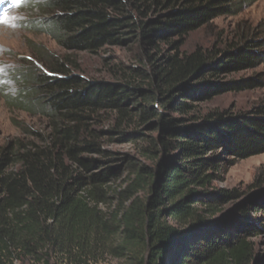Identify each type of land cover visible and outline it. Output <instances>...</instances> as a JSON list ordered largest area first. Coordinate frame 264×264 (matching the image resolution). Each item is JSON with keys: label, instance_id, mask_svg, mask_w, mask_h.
Instances as JSON below:
<instances>
[{"label": "trees", "instance_id": "obj_1", "mask_svg": "<svg viewBox=\"0 0 264 264\" xmlns=\"http://www.w3.org/2000/svg\"><path fill=\"white\" fill-rule=\"evenodd\" d=\"M234 1L42 0L44 32L59 47L137 49L136 64L112 63L110 81L55 59L51 72H32L36 98L23 102L47 126L0 142V264H264V170L243 201L212 187L226 166L264 153V104L240 114L198 108L260 84L220 78L264 63V39L184 49L243 2ZM148 124L160 136L141 129ZM138 139L149 142L144 155H162L156 166L106 148ZM113 193L121 204L107 212Z\"/></svg>", "mask_w": 264, "mask_h": 264}, {"label": "rangeland", "instance_id": "obj_2", "mask_svg": "<svg viewBox=\"0 0 264 264\" xmlns=\"http://www.w3.org/2000/svg\"><path fill=\"white\" fill-rule=\"evenodd\" d=\"M240 1L235 0L234 2ZM242 1L232 9V13L217 17L207 26L191 33L185 42L184 49L191 50L196 45L208 46L217 38L222 45L225 43H242L246 39H264V0ZM15 2L19 7L21 0H15ZM41 2L42 0H27L21 9L26 19L19 27L11 29L0 27V45L5 47L3 59L15 64L11 77L15 81L17 89L15 94H4L0 91V142L22 135V128L30 130H44L46 128L47 121L42 113L35 107H26L28 105L23 101L28 99L31 102L36 98L31 82L33 79L32 72L37 74H44L45 71L51 72L47 65L54 59L64 62L72 73L92 80L104 81L111 80L109 69L112 63L122 61L127 65L136 64L132 58L137 49L130 53L126 49L107 47L97 54L65 51L44 32L45 13L39 7ZM5 5H0V8ZM254 78L261 81L257 87L242 92L221 94L209 101L199 103V110L204 113L212 110H226L231 114H240L263 105L264 63L237 73L224 75L220 79L237 81ZM151 125L148 124L141 129H144L149 136H160V132L150 128ZM109 126L110 123L108 122L102 125L104 129ZM135 126L137 127V125ZM148 146V141L138 139L123 143L108 142L106 148L133 156L137 163L156 166L162 155L159 157L144 155L142 150ZM260 170H264V153L226 166L222 172V177L213 182L212 187L224 190L236 189L242 192L243 201L251 194L253 190L251 184ZM129 174V172L125 173L114 186V189H121L124 180L129 178ZM149 193V191L145 192L144 195L149 196ZM120 204L121 199L113 193L111 199L105 204H101V208L107 212H113ZM231 205L233 204L226 205L225 208L227 210L233 209L230 207ZM169 221L174 222L171 219ZM116 240H119V236H116ZM257 240L259 247L264 250V236L257 238ZM98 264H134V261L129 256H108L105 261Z\"/></svg>", "mask_w": 264, "mask_h": 264}, {"label": "clouds", "instance_id": "obj_3", "mask_svg": "<svg viewBox=\"0 0 264 264\" xmlns=\"http://www.w3.org/2000/svg\"><path fill=\"white\" fill-rule=\"evenodd\" d=\"M27 3V0H21L18 7L15 0L6 4L3 9H0V27L15 28L26 19L21 9ZM5 56V47L0 45V91L4 94H15L17 91L15 81L11 77V73L15 68V64L3 59Z\"/></svg>", "mask_w": 264, "mask_h": 264}, {"label": "snow or ice", "instance_id": "obj_4", "mask_svg": "<svg viewBox=\"0 0 264 264\" xmlns=\"http://www.w3.org/2000/svg\"><path fill=\"white\" fill-rule=\"evenodd\" d=\"M8 3H11V0H7V4ZM5 4H6V0H0V5H5ZM0 9H3V7Z\"/></svg>", "mask_w": 264, "mask_h": 264}]
</instances>
